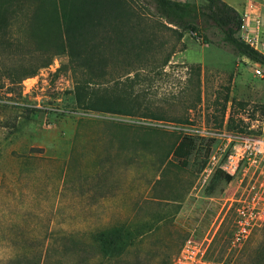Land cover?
Instances as JSON below:
<instances>
[{
    "label": "rangeland",
    "instance_id": "rangeland-1",
    "mask_svg": "<svg viewBox=\"0 0 264 264\" xmlns=\"http://www.w3.org/2000/svg\"><path fill=\"white\" fill-rule=\"evenodd\" d=\"M130 1L143 16L141 24L146 25L147 44L142 55L127 60L118 57L106 69L111 75L85 86L101 93L113 88L114 80H124L127 72L129 78L138 73L132 94L139 95L137 100L143 106L162 114L166 118L163 122L188 116L191 124L173 121L186 125L180 127V132L154 126L165 124L152 119L84 110L77 96L83 71L76 70L74 74L68 70L66 56L56 57L48 67L40 69L33 92L24 97L3 73L17 71L19 56L0 54V264H174L191 233L197 238H212L208 251L215 260L250 264L254 258L264 236V225L253 227L245 242L238 244L233 212L225 217L224 210L219 214L226 180L215 177L202 189L197 182L208 165L212 146L216 145L203 133L219 128L214 125V119L219 118L215 97L222 96L228 87L229 99L234 103L232 107L228 104L227 116L233 115L234 124L242 120L247 130L259 132L264 116V77L256 75L254 62L236 55L222 41L216 28L203 30L198 39L192 31H184L177 41L163 26L165 21L157 16L152 0ZM176 1L198 5L206 2ZM223 1L243 17L246 15L250 29L257 16L261 22L258 38L264 44V0ZM251 9L256 13H251ZM13 31L22 39L26 27L17 24ZM237 36L242 38L241 32ZM38 53L32 50L34 56ZM168 53L169 61L162 66ZM61 64L65 69L58 73ZM191 65L200 67V102L187 112L185 107L193 102V88L188 82ZM37 104L43 109L27 107ZM86 120L160 135V142L170 147L186 138L182 156L173 160L177 165L173 172L178 174V169L187 171L192 166L196 183L192 196L183 206L172 196L167 197L169 202H150L144 212L147 218H141L140 212L129 218L123 210L117 212L116 219L106 218L103 206L84 202L77 182L62 183L56 177L61 159L66 158L62 152L76 140L78 122ZM169 162L166 168L173 174V162ZM189 180L183 179V183ZM178 183L165 182V187L160 182V198L168 193L180 196L183 189ZM92 206L96 209L91 210ZM123 206L121 202L117 207Z\"/></svg>",
    "mask_w": 264,
    "mask_h": 264
},
{
    "label": "trees",
    "instance_id": "trees-1",
    "mask_svg": "<svg viewBox=\"0 0 264 264\" xmlns=\"http://www.w3.org/2000/svg\"><path fill=\"white\" fill-rule=\"evenodd\" d=\"M152 1L157 16L165 21L163 26L177 41L182 39L184 31H192L198 39L203 30L214 27L236 55L264 68V56L237 36L243 26L242 15L223 0H206L202 5L176 0ZM142 20L143 16L130 0H0V54L19 56L17 71H5L4 76L12 86L18 87L20 94L23 80L36 76L54 58L66 56L68 70L74 74L76 70L83 71V84L77 90V96L84 110L166 121L159 112L143 106L137 100L139 95L132 94V83L138 73L129 78L130 72H127L123 75L124 80H114V87L101 93L85 86L111 75L106 69L118 57L127 60L142 55L147 44L146 25L141 24ZM17 24L26 27L22 39L13 31ZM32 48L39 51L38 56L32 54ZM170 55H166L162 66L168 63ZM64 69L65 65L61 64L57 72ZM188 74L192 76L188 82L193 88V102L185 107L187 112L200 102V67L189 66ZM224 89L226 92L214 100L219 116L214 119V125L224 126L228 131L255 133L247 130L248 126L242 120L234 124L233 115L225 120L228 104L232 107L234 100L229 99V88ZM173 121L191 124L188 116ZM187 143L186 138L180 140L173 155L179 157ZM218 176L223 175L217 172L214 178ZM223 178L229 181V177ZM250 264H264V236Z\"/></svg>",
    "mask_w": 264,
    "mask_h": 264
},
{
    "label": "crops",
    "instance_id": "crops-1",
    "mask_svg": "<svg viewBox=\"0 0 264 264\" xmlns=\"http://www.w3.org/2000/svg\"><path fill=\"white\" fill-rule=\"evenodd\" d=\"M75 137L66 152H62L66 158L61 159L56 177L62 183L77 182L84 202L103 206L108 219H116L117 212L122 210L129 218H134L137 212L141 218H147L144 214L147 204L169 202L171 199L167 197L171 196L183 206L196 188L191 165L187 171L178 169V174L173 172L177 168L173 160L182 156L173 155L180 140L173 143V147L165 146L160 142V135L145 134L134 128H118L106 121L98 124L92 120L78 122ZM122 137L125 139L120 140ZM169 161L173 162V174L166 168L170 166ZM165 169L167 173L164 175ZM186 178L190 180L184 184ZM160 182H179L180 189H183L181 195H170L165 191L166 195L160 198ZM121 196L124 198L120 200ZM121 202L124 206L118 209ZM90 209L95 210L96 206Z\"/></svg>",
    "mask_w": 264,
    "mask_h": 264
},
{
    "label": "built area",
    "instance_id": "built-area-1",
    "mask_svg": "<svg viewBox=\"0 0 264 264\" xmlns=\"http://www.w3.org/2000/svg\"><path fill=\"white\" fill-rule=\"evenodd\" d=\"M251 13H256L251 9ZM245 17V18H244ZM242 16L243 26L241 40L264 56V44L259 42L260 20L254 17L253 28L246 23V15ZM257 76L264 77V68L254 63ZM37 84V77L27 78L21 83L22 96H28L33 92ZM23 85V86H22ZM30 108H41L37 105H27ZM56 112V108H46ZM228 112H226L225 120ZM163 122V121H157ZM165 125H154L177 130L186 126L170 122ZM213 139L216 145L212 146L209 154L208 165L204 170L197 186L199 189L207 187L217 172L229 177L225 182L223 197L224 204L219 214L225 217L233 212L235 217V242L242 244L251 233L253 227L264 225V116L261 130L252 134L228 131L224 126L211 132H203ZM214 143V144H215ZM218 214V215H219ZM212 238H197L191 233L183 242V245L174 259V264H227L218 261L209 255L208 248Z\"/></svg>",
    "mask_w": 264,
    "mask_h": 264
}]
</instances>
